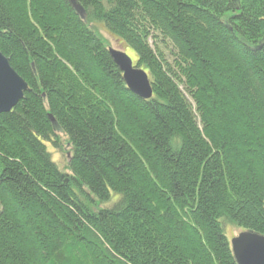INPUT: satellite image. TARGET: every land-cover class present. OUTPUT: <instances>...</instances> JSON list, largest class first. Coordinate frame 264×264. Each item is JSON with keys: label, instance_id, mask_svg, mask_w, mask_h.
<instances>
[{"label": "trees", "instance_id": "1", "mask_svg": "<svg viewBox=\"0 0 264 264\" xmlns=\"http://www.w3.org/2000/svg\"><path fill=\"white\" fill-rule=\"evenodd\" d=\"M0 51L29 86L0 113V264H237L225 224L264 234V0H0Z\"/></svg>", "mask_w": 264, "mask_h": 264}, {"label": "water", "instance_id": "2", "mask_svg": "<svg viewBox=\"0 0 264 264\" xmlns=\"http://www.w3.org/2000/svg\"><path fill=\"white\" fill-rule=\"evenodd\" d=\"M108 51L127 87L144 99L151 98L153 89L148 72L127 52L112 47ZM28 89V83L0 51V113L11 111ZM230 244L237 264H264V234L244 229L230 239Z\"/></svg>", "mask_w": 264, "mask_h": 264}, {"label": "rangeland", "instance_id": "3", "mask_svg": "<svg viewBox=\"0 0 264 264\" xmlns=\"http://www.w3.org/2000/svg\"><path fill=\"white\" fill-rule=\"evenodd\" d=\"M90 27L104 40V42L109 47L127 52L133 58V60L136 61L135 52L131 48H128V46L126 45V43L122 39H120L119 37H117L116 35L111 33L104 26V24L102 22L93 21L92 23H90ZM57 134H59V139L61 141V146H62L61 148L62 149H56L51 144L48 145V148L52 152V157H53L54 161L59 165V167L61 169L68 172L69 171V169H68V152H70L71 145L68 143L67 136L64 134V132L59 130V131H57ZM116 200H118V196L113 195L112 199L110 201H108L106 203H98L96 205V208L109 207ZM242 230H243L242 228H240L234 224H231V223L225 224V232H226V235L228 236L229 239L238 235V233Z\"/></svg>", "mask_w": 264, "mask_h": 264}]
</instances>
